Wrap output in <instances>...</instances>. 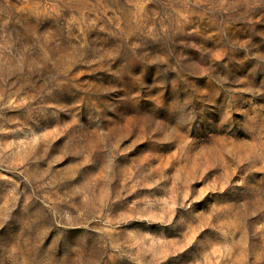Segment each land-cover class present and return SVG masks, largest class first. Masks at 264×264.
<instances>
[{"label":"rangeland","instance_id":"374dc122","mask_svg":"<svg viewBox=\"0 0 264 264\" xmlns=\"http://www.w3.org/2000/svg\"><path fill=\"white\" fill-rule=\"evenodd\" d=\"M0 264H264V0H0Z\"/></svg>","mask_w":264,"mask_h":264}]
</instances>
